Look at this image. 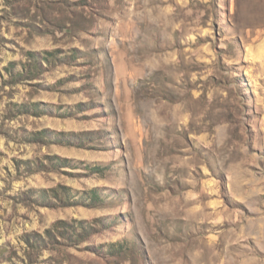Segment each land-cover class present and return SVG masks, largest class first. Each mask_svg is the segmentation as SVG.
<instances>
[{
	"label": "rangeland",
	"instance_id": "1",
	"mask_svg": "<svg viewBox=\"0 0 264 264\" xmlns=\"http://www.w3.org/2000/svg\"><path fill=\"white\" fill-rule=\"evenodd\" d=\"M0 264H264V0H0Z\"/></svg>",
	"mask_w": 264,
	"mask_h": 264
},
{
	"label": "trees",
	"instance_id": "2",
	"mask_svg": "<svg viewBox=\"0 0 264 264\" xmlns=\"http://www.w3.org/2000/svg\"><path fill=\"white\" fill-rule=\"evenodd\" d=\"M91 196H94L91 198ZM90 199L93 202H96L97 196L95 193H91ZM108 250L111 253L118 254L119 256H126L128 254L134 253L135 256H138V253L135 250L134 245L130 246L129 243L126 242H113L109 244Z\"/></svg>",
	"mask_w": 264,
	"mask_h": 264
}]
</instances>
